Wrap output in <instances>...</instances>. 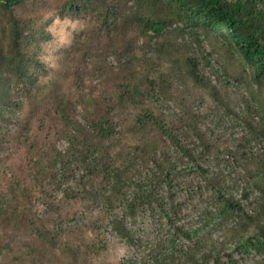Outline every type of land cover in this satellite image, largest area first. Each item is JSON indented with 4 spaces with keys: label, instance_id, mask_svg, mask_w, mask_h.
I'll list each match as a JSON object with an SVG mask.
<instances>
[{
    "label": "rangeland",
    "instance_id": "obj_1",
    "mask_svg": "<svg viewBox=\"0 0 264 264\" xmlns=\"http://www.w3.org/2000/svg\"><path fill=\"white\" fill-rule=\"evenodd\" d=\"M86 26L87 23L82 20H54L49 27L53 38L42 53V59L51 68L49 75L44 77L49 89L38 99H26L21 109H12L8 113L13 116L8 124L12 131L7 135H4L7 131L4 132L0 137V198L7 194V184L13 182V178L21 179V186L16 191L18 197L15 203H11L14 201L9 200L12 197L9 194L4 202L7 206L0 207V264H141L142 257L155 256L167 247L174 255L173 259L170 255L167 257L171 264H184L189 253L211 255L207 256L209 264H244L261 257L257 251L247 254L236 249L235 240L246 232L239 221L236 225L222 221L214 197L218 190L227 189L255 216L258 202L255 192L247 200L242 196L243 188L249 181L247 177H241L238 165L228 162L223 154L232 148L239 157L237 140L230 137L242 135L239 119L229 115L227 107L238 113L250 112L249 118L254 119L255 111L250 107L255 100L244 90L245 85L241 83L240 88L232 89L228 81H216L213 75V72L217 73L216 65L211 68L213 72L208 69L207 73H212L209 76L212 82L205 79L208 88L196 83L187 72L183 59L194 54L201 58L202 53L210 51L213 45L207 40L204 49H201L202 46L186 41L183 35L174 31L167 33L169 39L178 42L171 48L172 60L160 61L154 55V61L149 63L139 49L136 52L138 61L133 60L129 65L122 53H114L108 46L98 49L96 45L102 47L101 43L89 51L83 50L70 60L69 51L64 49L72 46L75 32ZM189 37L188 40L194 41V34ZM212 42L215 58L220 56L219 60L226 62L225 57L228 56L226 63L236 64L232 52ZM218 52L221 55L218 56ZM168 62H175V70L166 75L164 90L174 101L173 107L180 108L179 114L173 107H166L149 97L137 96L133 100L119 101L117 88L128 81L125 75L132 67H148L153 74L158 68L165 71ZM235 68L231 64L230 69L233 71ZM158 82L161 83V80L158 79ZM212 85L216 88L215 97L210 94ZM56 98L63 99L70 107V121L82 120L83 123L77 127L85 130L89 129L88 120L95 114L98 105H112V115L119 122L114 144L123 149V155L134 150L137 143L147 140H142L133 124L134 117L146 107L158 117L165 118L173 127L182 128L186 123H193L205 138L198 139L190 127L178 133L182 147H176L169 138L160 134L156 138L148 136L155 142L161 136L157 155L151 160L147 154L141 155L137 168L130 166L125 174L129 181L133 177L141 185L149 178L154 186L146 187L147 192H152V200L130 212L125 205L121 206L118 193L111 203L114 208L109 210L94 195L101 186L100 177H90L83 190L78 191L77 182L85 170L77 168L74 163L62 169L59 165L54 175L47 168L45 175L38 178L30 172L32 157L45 158L51 167L49 157L57 153L66 154L69 148L65 133L70 124L56 110ZM259 99L264 105V92L258 96ZM198 102L202 103V107L196 109L195 103ZM118 105L120 108H117ZM186 111H198L197 120L193 122L185 114ZM212 128L220 137L211 135ZM203 141L211 143V148L207 150ZM121 161L118 160L117 164ZM154 161L173 172L172 187L159 182L163 177ZM198 165L206 172L201 171ZM151 168L156 172H152ZM209 181L219 186L213 188ZM128 183H122V189L123 193L130 194L131 199L139 188L136 183ZM157 183L159 186L155 187ZM113 219L124 220L127 234L135 245L113 228L110 222ZM175 227H182L181 232H198V236L189 239L179 232L182 236L176 246L169 245L177 230ZM183 248L187 253H181Z\"/></svg>",
    "mask_w": 264,
    "mask_h": 264
},
{
    "label": "trees",
    "instance_id": "obj_2",
    "mask_svg": "<svg viewBox=\"0 0 264 264\" xmlns=\"http://www.w3.org/2000/svg\"><path fill=\"white\" fill-rule=\"evenodd\" d=\"M57 18H70L73 21L82 20L87 23L85 28L75 32L72 46L64 49L69 51L70 60H74L83 50L89 51L100 43L102 47L96 45L98 49H105L108 46L114 53H122L129 65L134 62L133 60L138 61L136 52L139 49L143 51L144 60L149 63L154 61V55L160 61L172 60L171 48L178 45V42L168 38L167 33L171 31L183 35L186 41L199 44L202 46L201 49H204L207 40L211 41L213 48L211 46L210 51L202 53L203 60L195 54L183 59L187 72L196 83L208 88L205 79L212 82L209 77L212 73H207L208 69L211 70L216 65L217 73L211 70L216 81L221 79L228 81L232 89L240 88L239 84L242 83L246 87L244 90L255 100L250 107L255 111L254 119L249 118L250 112L238 113L237 110L227 107L228 114L239 119L242 135L230 137L237 140L239 157L232 148L223 153L228 162L238 165L241 177H247L249 181L243 188L242 196L247 200L255 192L258 201L255 216L251 215L244 203L227 189H220L214 195L216 209H219L223 222L227 221V224L233 222L236 225L239 221L240 227L246 232L239 240H235L236 249L247 254L253 251L261 254V257L244 264H264V105L261 99L258 100V96L264 92V0H52L51 3L48 0H0V137L4 132L7 131L4 134L7 135L12 131L8 125L13 120V116L8 114L12 109L19 110L26 99H38V96L48 91L49 84L48 81L44 82V77L49 75L51 68L42 59V53L45 45L53 38L49 27ZM193 34L194 41L188 40ZM139 40H142V43H139ZM212 40L218 47L220 45L235 55L236 64L231 62L236 66L233 71L230 69L231 64L226 63L229 61L228 56L225 57L226 62L219 60L221 55L219 52L217 54L219 57L215 58L216 51ZM174 63L168 62L165 71H159L158 68L153 74H150L148 67L143 69L132 67L125 75V80L128 81L124 80L125 83H121L117 88L119 101L133 100L137 96L149 97L160 104L164 103L166 107H173L174 101L164 90V83L166 75L175 70ZM212 86L210 94L215 97L216 88ZM55 101L56 110L70 124L66 133L64 132L69 148L66 154L57 153L49 157L51 167L47 165L45 158L32 157L30 172L38 178L45 175L47 168L54 175L59 165V169H62L67 164L74 163L77 168L85 170L77 182L78 191L83 190L90 177H100V191H95L94 195L109 210L114 208L111 203L118 193L122 194L118 199L121 206L125 205L126 210L129 209L130 212L152 200V192H147L146 187L152 185V181H148V178L147 182L142 181L144 185H141L136 183L137 180L133 177L129 181L125 173L129 172L130 166L137 168L141 155L147 154L150 160L157 155L161 136L169 138L176 147H182L178 133L185 127L193 129L198 139L205 138L193 123L191 125L186 123L182 128L173 127L165 118L158 117L146 107L134 117L133 124L134 130L142 140H147L137 143L134 150L123 155V149L117 148L114 144L119 122L117 117L112 115L111 111L114 109L112 105L105 104L104 107L98 105L95 114L88 120L89 129L85 130L77 127L83 123L82 120L70 121V107L63 99L56 98ZM195 107L201 108L202 103H195ZM174 110H177V114L180 113V108L175 107ZM194 112H185L193 122L198 118V111ZM18 122L22 124V121ZM210 133L212 136L220 137L213 128L210 129ZM157 134L161 135L158 136L157 142L148 139L150 135L156 138ZM203 145L207 150L211 148V143L203 141ZM137 151L141 154L138 155ZM120 159L121 163L117 164ZM191 159L197 163L192 157ZM155 166L159 172L161 170L163 177L159 182L165 185L168 183L172 187L173 172L156 162ZM198 167L206 172L200 165ZM151 170L156 172L154 168ZM13 179V182L7 184V194L0 198L2 209L7 206L4 203L7 195L11 194L9 200L14 201L11 203H15L18 197L16 191L21 186V179ZM131 182L138 185L139 191L137 193L134 191L130 199L129 193H123L122 183L129 185ZM209 182L213 188L219 186L214 181ZM157 186L159 183L155 187ZM210 214H213L212 210ZM113 220L110 221L113 228L133 243L127 234L124 220ZM175 228L177 230L174 232L173 229L175 235L172 234L173 238L169 244L172 246H176L182 236L179 232L183 228ZM181 234L189 239H193L194 235L198 236V232L192 234L184 231ZM132 245H135V242ZM182 250L181 253L184 252L182 254L187 253L184 248ZM169 255L173 259L171 248L167 247L155 256H148L146 259L142 257L141 264H169L170 261L167 259ZM207 256L211 255L189 253L184 264H209Z\"/></svg>",
    "mask_w": 264,
    "mask_h": 264
}]
</instances>
